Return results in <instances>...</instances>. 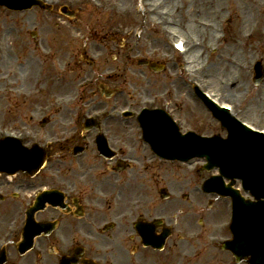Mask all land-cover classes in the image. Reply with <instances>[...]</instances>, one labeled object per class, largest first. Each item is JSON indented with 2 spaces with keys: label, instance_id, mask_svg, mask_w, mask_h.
Listing matches in <instances>:
<instances>
[{
  "label": "flooded vegetation",
  "instance_id": "obj_1",
  "mask_svg": "<svg viewBox=\"0 0 264 264\" xmlns=\"http://www.w3.org/2000/svg\"><path fill=\"white\" fill-rule=\"evenodd\" d=\"M94 76L82 102L103 86L113 93V67ZM73 112L34 130L56 139L39 173L0 171V264H247L223 246L228 203L207 198L190 176L166 181L136 121L87 124ZM43 189L59 199L29 214Z\"/></svg>",
  "mask_w": 264,
  "mask_h": 264
},
{
  "label": "rangeland",
  "instance_id": "obj_2",
  "mask_svg": "<svg viewBox=\"0 0 264 264\" xmlns=\"http://www.w3.org/2000/svg\"><path fill=\"white\" fill-rule=\"evenodd\" d=\"M162 1L167 5L163 3L162 6L158 3L155 6L156 4L148 0L68 1L76 6L74 16L60 14L58 11L49 12L39 7L18 12L0 6V44L3 54L7 57L0 67V70L5 72L2 74L4 78L2 80L5 82L4 84L0 82V87L5 88L7 82L9 92L14 89V94L21 93L16 100H12L8 95L9 101L15 105L22 104L21 110L16 112L15 109L10 111L7 106L0 103V121L6 124L13 123L17 119L23 121L20 113L23 115L28 110V106L24 104L42 106L48 103L49 99L46 97L49 96H46L44 90L46 82H48L47 91L52 97L67 96L68 93L73 94L76 84L86 77H91L94 71L98 73L102 67H113V87L118 89L113 103L116 100V106L119 108H124L125 103L130 101V104L138 110L154 100L156 104L172 107L173 113L186 121H182L185 129L195 128L203 135L218 134L226 137L227 133L221 128L220 123L207 112L202 102L194 95L192 79H197L206 87L210 86L211 89L222 94L224 99L234 103L235 116L253 123L264 120V105L258 103L256 99L264 96V83L257 86L253 82V65L255 60L264 54L262 36L264 17L251 24L260 28L256 37L245 41L240 33L244 16L250 15L248 12L244 13L242 18L235 17L237 13L231 12L228 7L224 9L225 12H229L228 17L221 22L220 13L214 14L206 8H201L200 13L191 12L190 2L188 7H185L183 0ZM220 3L223 1L220 0ZM100 4L103 7L96 9ZM182 8L188 11L183 14ZM243 9L244 11L250 9L249 5H244ZM200 15L219 25V28L217 26L215 29H210L211 33L207 36L203 28L198 27L196 23ZM171 23L174 25L172 26ZM191 24L198 29L199 34H196L195 39L199 38L203 41L197 44L191 41L190 46L193 50L191 53L199 49L206 50L201 54L200 61L193 64H189L183 54L174 55L172 44L171 49L163 43V34H166L167 30L173 29L177 32L178 27L181 28L179 31L182 33ZM104 25L107 28L113 26V42L102 38L105 33L102 29ZM47 26L51 30V35H48ZM220 29H223V32ZM33 32L36 36H33ZM128 32L131 34L127 37ZM218 32L224 35V39L219 43L214 37ZM177 34L174 39L177 38ZM198 46L200 47L197 48ZM213 46L218 49L222 46L223 53L207 59V50ZM85 52L99 54L102 57L93 70L81 59ZM200 52H197V55ZM171 57H176V60H172ZM140 59H152L162 68L155 72L139 64ZM18 60L26 64L19 66ZM66 61L70 62L69 69H64L68 64ZM19 63L21 64L20 61ZM200 65L202 68L192 72V67ZM223 66L232 67L231 74L224 75L225 70L217 71ZM57 69L62 70L66 75L59 83L52 75ZM187 70L192 72L191 75H187ZM232 82L236 84L234 88L231 86ZM130 89H134L132 93ZM5 92L6 90H2L0 95ZM71 113L74 112L65 110L61 115L69 118ZM176 116L174 117L177 118ZM16 123L17 125L11 126L20 127L21 122ZM263 123L264 121L261 124ZM203 163V160H195L191 169L194 166L199 168ZM187 168L189 169V165L173 166L169 172L165 165L166 181L177 178L178 183L183 184L187 176L195 179V175ZM178 171L184 176L183 181L178 179L181 176L177 175ZM208 175L207 171L202 175L198 174L197 181L201 183Z\"/></svg>",
  "mask_w": 264,
  "mask_h": 264
},
{
  "label": "water",
  "instance_id": "obj_3",
  "mask_svg": "<svg viewBox=\"0 0 264 264\" xmlns=\"http://www.w3.org/2000/svg\"><path fill=\"white\" fill-rule=\"evenodd\" d=\"M29 6V5H28ZM214 114L219 117L224 126H227V122H230L229 119H225L222 115L219 116L218 113L214 112ZM166 125L168 127H173L170 125L169 121L166 120ZM232 126V125H231ZM233 129L229 128L231 136L233 135L234 131L237 132L238 129L233 125ZM174 137H176V141L179 140L176 130L174 129ZM199 140V138H197ZM204 140V139H200ZM230 140L225 141L224 144L229 143ZM13 142H7L5 147L11 149H15V145L12 144ZM223 144V143H222ZM168 148V147H167ZM263 150V148H262ZM258 164L261 166L260 169L257 165H254L251 169L254 178L248 182H246L245 187L254 188L255 193L258 197H264V156L263 152H260L258 155ZM217 164L221 165V172L228 177H235L234 172L230 171L225 167L221 162H216ZM238 168H244L243 162L237 163ZM215 181L221 183L220 178H216ZM223 193L230 194V192H226L223 190ZM234 199V216H233V223L231 229L234 231V241L231 243L232 247H245L246 255L252 256L253 262L257 261L258 259L255 258L257 254H259L260 247L264 248V243L260 242L261 239L264 240V235H261L259 232L264 231V200L258 198V202H249L245 201L237 191L232 193ZM252 261V260H251ZM262 262L258 261V263ZM264 263V261L262 262ZM261 263V264H262Z\"/></svg>",
  "mask_w": 264,
  "mask_h": 264
},
{
  "label": "bare ground",
  "instance_id": "obj_4",
  "mask_svg": "<svg viewBox=\"0 0 264 264\" xmlns=\"http://www.w3.org/2000/svg\"><path fill=\"white\" fill-rule=\"evenodd\" d=\"M148 1L152 2L153 4H156L155 6H157L158 3L162 4V6H163V3H164V1H162V0L161 1H159V0H148ZM222 1H223V3H220V0H219V2H218V0H183V6L188 7V3L190 2L191 3L190 7H192L191 12H193V13L195 11L199 12V13L202 12L201 8H206V10H208L209 12H213L214 14L220 13L219 19L221 21H223L226 17H228L229 12L224 11V9H228V7L231 10V12L235 11L238 14V15L236 14L235 17H240V16L242 17V15H244V13L248 12L250 15L244 16L245 19H243V26H242V30H241L240 35L242 37H251V33H252L251 24H253V22H257L258 21L257 19L261 20L262 16L264 17V0H222ZM164 4H166V3H164ZM244 5H249L250 9L244 11V9H243ZM187 11H185V9L182 8L183 14ZM254 14H256V15H254ZM191 17H193V15ZM263 22H264V19H263ZM196 23H197L198 27L203 28V30L207 34L210 33V29H215L217 26L219 28V25L213 24V22L204 19L201 15H200V17L199 16L197 17ZM179 29L180 28H177L176 31L178 32ZM47 32H48V35H51L50 34L51 30L49 27L47 29ZM187 32L191 33L192 35L199 34L198 29H196L195 25H193V24H191L186 31H184L182 33L179 31V34H181L183 36L184 33L186 35ZM187 35H188V33H187ZM218 35L219 34H217L216 36H218ZM185 47H187V44L185 45ZM200 51L201 50H196L195 55H197V52H200ZM192 58H193L194 63L199 62L198 57L194 58L192 56ZM219 70H220V72H223L225 70L226 72L224 75H229L232 72V67L223 66L222 68H219L217 71H219ZM212 92H216V91L212 90ZM256 99H257V101H259L258 103H262L264 105V96L257 97Z\"/></svg>",
  "mask_w": 264,
  "mask_h": 264
},
{
  "label": "snow or ice",
  "instance_id": "obj_5",
  "mask_svg": "<svg viewBox=\"0 0 264 264\" xmlns=\"http://www.w3.org/2000/svg\"><path fill=\"white\" fill-rule=\"evenodd\" d=\"M178 47H180V46H178Z\"/></svg>",
  "mask_w": 264,
  "mask_h": 264
}]
</instances>
